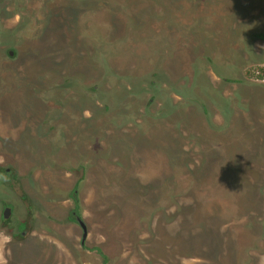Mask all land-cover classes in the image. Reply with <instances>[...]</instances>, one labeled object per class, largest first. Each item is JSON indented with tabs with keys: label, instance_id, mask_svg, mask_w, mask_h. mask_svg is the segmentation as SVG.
I'll list each match as a JSON object with an SVG mask.
<instances>
[{
	"label": "rangeland",
	"instance_id": "374dc122",
	"mask_svg": "<svg viewBox=\"0 0 264 264\" xmlns=\"http://www.w3.org/2000/svg\"><path fill=\"white\" fill-rule=\"evenodd\" d=\"M262 75L264 0H0V208L34 220L24 255L264 264Z\"/></svg>",
	"mask_w": 264,
	"mask_h": 264
},
{
	"label": "flooded vegetation",
	"instance_id": "af4514ba",
	"mask_svg": "<svg viewBox=\"0 0 264 264\" xmlns=\"http://www.w3.org/2000/svg\"><path fill=\"white\" fill-rule=\"evenodd\" d=\"M4 174H6V176H10L11 170L9 168L5 169ZM7 209L10 210V213H9V217L5 218L4 213ZM0 211H2V214L0 215V264H42L41 263L42 258H44L45 262H48V264H50L51 251L47 253L41 252L40 255L38 256L39 259L35 261L36 257L33 258L26 257L24 255L26 247L22 248L20 246L23 242H26L30 239H36L33 233L35 222L31 218L30 213H29V217L27 218H23V219L15 218L13 205L7 202H5L1 206ZM73 217L75 221L79 224L78 217L80 216H78L76 213H73ZM87 239H88V235L86 240L82 242L83 240V234H82L81 247L83 249H86ZM82 264H101V263L99 259L94 257L93 259H87L86 261L82 262Z\"/></svg>",
	"mask_w": 264,
	"mask_h": 264
},
{
	"label": "water",
	"instance_id": "95a60500",
	"mask_svg": "<svg viewBox=\"0 0 264 264\" xmlns=\"http://www.w3.org/2000/svg\"><path fill=\"white\" fill-rule=\"evenodd\" d=\"M9 213H10V210L7 209L4 213L5 218L9 217ZM78 222H79L81 228L83 229V240H82V242H84L87 238V235H88L87 227H86V224L84 223V221L80 217H78Z\"/></svg>",
	"mask_w": 264,
	"mask_h": 264
},
{
	"label": "trees",
	"instance_id": "16d2710c",
	"mask_svg": "<svg viewBox=\"0 0 264 264\" xmlns=\"http://www.w3.org/2000/svg\"><path fill=\"white\" fill-rule=\"evenodd\" d=\"M260 77H264V75L260 76Z\"/></svg>",
	"mask_w": 264,
	"mask_h": 264
}]
</instances>
